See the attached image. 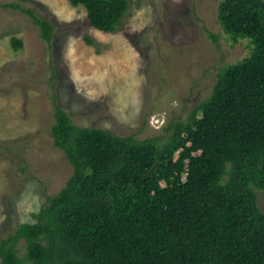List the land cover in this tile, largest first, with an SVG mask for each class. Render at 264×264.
I'll return each mask as SVG.
<instances>
[{
	"label": "trees",
	"instance_id": "obj_1",
	"mask_svg": "<svg viewBox=\"0 0 264 264\" xmlns=\"http://www.w3.org/2000/svg\"><path fill=\"white\" fill-rule=\"evenodd\" d=\"M68 2L104 32L121 27L130 7ZM0 7L27 15L51 47L50 21L18 1ZM217 17L231 40H250L251 52L219 73L185 122L169 125L163 144L77 126L54 102L53 145L72 173L34 223L0 239V264H264V0H220ZM11 44L18 50L21 40Z\"/></svg>",
	"mask_w": 264,
	"mask_h": 264
},
{
	"label": "rangeland",
	"instance_id": "obj_2",
	"mask_svg": "<svg viewBox=\"0 0 264 264\" xmlns=\"http://www.w3.org/2000/svg\"><path fill=\"white\" fill-rule=\"evenodd\" d=\"M14 1L54 30L48 47L27 15L0 7V239L34 223L72 173L50 133L55 101L77 126L163 144L169 125L185 122L219 73L252 49L249 39L233 41L223 32L220 0H129L114 32L91 27L85 8L68 0L0 4ZM12 37L21 40L18 50ZM257 196L264 211V190ZM18 255L25 259L23 240Z\"/></svg>",
	"mask_w": 264,
	"mask_h": 264
}]
</instances>
